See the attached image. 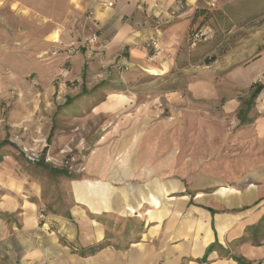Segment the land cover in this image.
<instances>
[{
    "label": "crops",
    "instance_id": "crops-1",
    "mask_svg": "<svg viewBox=\"0 0 264 264\" xmlns=\"http://www.w3.org/2000/svg\"><path fill=\"white\" fill-rule=\"evenodd\" d=\"M16 1L75 31L69 42L89 34L82 25L83 17L89 9L94 10V28L100 29L108 46L101 56L87 48L75 55L70 61L75 81L65 89L66 101L72 95L88 93L84 104L93 103L90 114L94 117L117 113L131 99L119 95L123 85L113 82L108 72L114 74L127 66L125 75L129 79L139 68L163 74V69L147 68L152 64L146 58L149 54L145 43L158 38L161 50L157 60L161 65L168 63L167 56L177 51L188 31L200 24V9L210 8L207 0H183L181 5L177 0H121L114 7L106 6L103 0ZM172 10L177 15L163 25V30L157 29L156 21L170 17ZM53 40L59 41L60 37ZM260 46L259 38L257 48ZM237 56L236 66L227 74L234 93L221 97L222 108L235 114L243 125L252 122L248 114L255 104L261 114L254 120V132L261 141L264 83L248 109L247 122L241 121L240 112L247 108L253 90L248 98L235 92L264 71V49L254 58H250L251 51ZM213 86L201 80L192 82L190 89L196 96L214 99ZM112 87L119 90L112 92ZM91 91L99 94L98 99ZM132 112L135 115L128 118H134L131 127L112 125L100 135L87 157L93 178L72 182L75 202L66 216L49 212L41 224L37 204L30 202L25 205L22 230L16 240L9 238L5 223L0 221V264H264L261 178L244 175L237 183L247 186L241 187L227 184L224 177L211 179L207 173L189 183L166 177L176 167L175 151L179 146L158 141L160 131L149 128L146 110ZM192 166L199 167L200 163L194 160ZM220 181L227 185L217 184ZM109 214L136 218L139 227L131 232L121 230L119 223L108 227L105 223ZM77 216L82 221L70 223L69 218ZM115 227L119 228L117 232ZM133 230L138 231L137 236H133ZM126 245L128 248H123Z\"/></svg>",
    "mask_w": 264,
    "mask_h": 264
},
{
    "label": "rangeland",
    "instance_id": "rangeland-1",
    "mask_svg": "<svg viewBox=\"0 0 264 264\" xmlns=\"http://www.w3.org/2000/svg\"><path fill=\"white\" fill-rule=\"evenodd\" d=\"M200 10V24L167 56L168 63L161 65L146 57L153 65L147 68L163 69V74L139 68L129 79L128 68L108 72L113 82L123 85L119 95H128L132 101L129 98L117 113L94 117L90 114L93 103L84 104L88 93L65 99V89L75 81L70 62L75 57L67 58L64 47L73 42L69 41L75 31L16 0H0V142H10L0 149V211L7 208L0 221L10 239L16 240L22 230L21 218L30 202L37 204L41 224L49 212L66 216L75 202L72 182L93 178L88 154L106 128L131 127L132 111L146 110L149 128L160 131L158 141L179 146L176 167L166 177L189 183L207 173L211 179L224 177L227 184L245 187L237 183L241 177L258 175L264 187V140L259 141L254 132V120L261 113L254 104L248 114L252 122L242 125L235 114L224 111L221 100L234 93L227 74L236 66L237 55L251 51L254 58L264 49V0H218L214 8ZM53 31L62 43L52 41V36L47 39ZM65 67L70 70L67 76L60 74ZM201 80L214 85V99L191 91V83ZM256 83H264V71L235 94L248 98ZM91 93L98 99L97 92ZM42 159L69 171L71 177L51 173L38 164ZM194 160L199 167L192 166ZM116 215H108V227L119 223L121 230L138 229L136 218ZM69 221L77 225L82 220L77 216ZM133 231L137 236L138 231Z\"/></svg>",
    "mask_w": 264,
    "mask_h": 264
},
{
    "label": "built area",
    "instance_id": "built-area-1",
    "mask_svg": "<svg viewBox=\"0 0 264 264\" xmlns=\"http://www.w3.org/2000/svg\"><path fill=\"white\" fill-rule=\"evenodd\" d=\"M121 0H103V3L108 6V7H114L118 2ZM218 0H207V4L210 8H214L216 6ZM177 4L181 5L183 4V0H177ZM177 11L172 10L170 12V17L168 18H163V19H158L156 21V28L163 30V25L168 23L171 17L176 16ZM85 29L88 30V35L80 37L79 40H75L71 42L70 44L66 45L64 49L66 50L67 53V58H73L75 55L79 54L83 48H87L94 53L101 55L103 51L106 50L108 46V41L106 39H103L101 37V31L100 29H95V12L93 9H89L86 14H85ZM199 36V33L194 34V38H197ZM56 43H62L61 40L59 41H54ZM145 47L148 50L149 54V60H156L159 57V53L161 50V46L159 43V39L154 37L149 39L145 43ZM58 51H55L57 53ZM127 66H124V68H121V72L127 69ZM70 70L68 68H62L61 73L63 76H67L69 74ZM32 158V157H31ZM34 159V158H32Z\"/></svg>",
    "mask_w": 264,
    "mask_h": 264
},
{
    "label": "trees",
    "instance_id": "trees-1",
    "mask_svg": "<svg viewBox=\"0 0 264 264\" xmlns=\"http://www.w3.org/2000/svg\"><path fill=\"white\" fill-rule=\"evenodd\" d=\"M263 83H256L254 86V89L248 99V101L246 102L247 108L244 110H241L240 114H241V121L242 122H247L248 118L246 117V114L248 113V109L251 108V106L254 104L256 98L258 97V95L260 94L261 90H262V85ZM86 93V92H85ZM68 101V100H67ZM66 101V102H67ZM52 134V132H51ZM6 143L10 144V142L8 140H4L3 142H0V149L2 148V146H4ZM3 159L2 155L0 154V161ZM38 164L42 167H45L46 169H48L51 173L53 174H57V175H64L67 177H71V174L69 173V171L65 170V169H61V168H57V167H53L51 165H49L48 163H46L44 161V159L38 161ZM5 212L0 211V217H4ZM99 247V246H98ZM123 248H128V246H124ZM97 248H93L92 250L95 251ZM238 260L242 263V259L238 258Z\"/></svg>",
    "mask_w": 264,
    "mask_h": 264
},
{
    "label": "bare ground",
    "instance_id": "bare-ground-1",
    "mask_svg": "<svg viewBox=\"0 0 264 264\" xmlns=\"http://www.w3.org/2000/svg\"><path fill=\"white\" fill-rule=\"evenodd\" d=\"M54 35H55V36H54ZM52 37H53L54 39L57 38V31L52 35Z\"/></svg>",
    "mask_w": 264,
    "mask_h": 264
}]
</instances>
